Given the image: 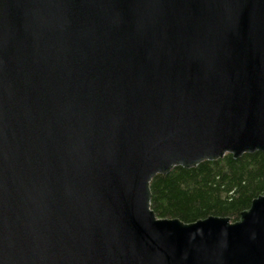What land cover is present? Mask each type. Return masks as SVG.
Returning <instances> with one entry per match:
<instances>
[{
	"label": "water",
	"instance_id": "1",
	"mask_svg": "<svg viewBox=\"0 0 264 264\" xmlns=\"http://www.w3.org/2000/svg\"><path fill=\"white\" fill-rule=\"evenodd\" d=\"M256 152L264 0H0V264H264V196L186 224L149 185Z\"/></svg>",
	"mask_w": 264,
	"mask_h": 264
},
{
	"label": "trees",
	"instance_id": "2",
	"mask_svg": "<svg viewBox=\"0 0 264 264\" xmlns=\"http://www.w3.org/2000/svg\"><path fill=\"white\" fill-rule=\"evenodd\" d=\"M151 181V210L159 218L191 224L209 217L240 221L252 202L264 196V152L232 154L195 168L174 167Z\"/></svg>",
	"mask_w": 264,
	"mask_h": 264
}]
</instances>
